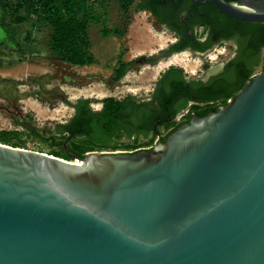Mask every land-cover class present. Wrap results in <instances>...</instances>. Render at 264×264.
I'll use <instances>...</instances> for the list:
<instances>
[{"label":"water","instance_id":"water-1","mask_svg":"<svg viewBox=\"0 0 264 264\" xmlns=\"http://www.w3.org/2000/svg\"><path fill=\"white\" fill-rule=\"evenodd\" d=\"M208 3L264 24V0ZM262 58L226 106L151 147L74 163L0 143V264H264Z\"/></svg>","mask_w":264,"mask_h":264},{"label":"trees","instance_id":"trees-1","mask_svg":"<svg viewBox=\"0 0 264 264\" xmlns=\"http://www.w3.org/2000/svg\"><path fill=\"white\" fill-rule=\"evenodd\" d=\"M135 2L136 0H0V60L21 55L22 45L17 27L30 25L33 31L49 30L48 48L54 60L79 67L93 65L96 63V57L92 50L91 26L102 25L101 32L105 37L122 36L130 25L132 10H136ZM112 3L119 4L122 18L119 25L108 28L106 21ZM228 18L248 28L247 32L252 35L254 46L260 50L258 59L252 63L251 68L240 69L241 73L235 83L230 84L223 76L211 78L207 84L192 81L198 87L196 94L200 101L197 102L207 103L208 108L202 109L198 104L193 105L190 117H204L226 106L227 101L251 81L257 68L262 65L264 24ZM28 38L27 34L25 39ZM184 48L186 47L180 43H175L171 50L180 51ZM135 62L119 60L113 81L122 80ZM230 65L227 67V73L233 72ZM192 92L191 85L188 87L184 79V71L172 67L162 75L148 99H138L134 96L123 99L108 97L103 100L99 111L93 110L89 99H80L73 105L75 112L72 118L55 126L53 132L60 135L62 140L53 145L58 147L60 152L50 155L74 161L70 154L84 158L92 151H134L142 147L139 146L142 139H148L144 143L148 144L146 147L153 146L158 137L166 141L179 127L189 123L188 116L182 121L177 122L176 119L193 100ZM181 99H184V103L174 109L176 101ZM162 130H166V134H163ZM32 132L37 136L35 131ZM19 135L17 131L2 130L0 143L26 149V146L15 141ZM122 139L134 142L130 145L126 140L122 142Z\"/></svg>","mask_w":264,"mask_h":264},{"label":"rangeland","instance_id":"rangeland-1","mask_svg":"<svg viewBox=\"0 0 264 264\" xmlns=\"http://www.w3.org/2000/svg\"><path fill=\"white\" fill-rule=\"evenodd\" d=\"M131 15L130 25L122 36L105 37L102 25L91 26L96 63L84 67L52 58L48 29L33 31L30 25L17 27L21 55L0 60V131L20 133L15 141L26 149L56 154L60 151L53 144L62 139L53 132L54 128L74 115L73 105L78 100L89 99L93 109H101L108 97H149L155 90V82L168 69L181 68L186 77L197 79L214 65L224 64L234 51L232 45L223 44L203 55L176 51L156 58L176 41L175 35L157 30L145 12L132 10ZM121 18L119 4L112 3L106 27L119 25ZM27 34L29 38L25 39ZM119 60L136 62L122 80L115 82L114 71Z\"/></svg>","mask_w":264,"mask_h":264},{"label":"flooded vegetation","instance_id":"flooded-vegetation-1","mask_svg":"<svg viewBox=\"0 0 264 264\" xmlns=\"http://www.w3.org/2000/svg\"><path fill=\"white\" fill-rule=\"evenodd\" d=\"M201 1L136 0L134 7L137 11L145 12L154 21L155 25H159L175 35L176 43H180L183 47H186L183 50L177 51L178 53L190 51L192 53L205 54L214 47L223 44L226 46L232 45L234 51L230 58L219 68H222V71L211 78L223 76L226 77L230 84L235 83L241 73L240 69L244 67L251 68L252 63L258 59L260 50L254 46L252 35L247 32V27L240 25L236 20H230L228 17L231 16L221 12L215 4L208 3L207 5H202ZM254 50L256 53L253 54ZM229 64H231L230 66L233 69L231 73L226 72ZM184 79L188 87L191 85L193 100L189 102L187 109L178 115L181 119L178 120L177 117V122L184 120L185 116H188L190 120L194 116H197H189L193 105L198 104L202 109L208 108L207 103L200 104L197 102L199 100L196 94L198 87L192 81H202L207 84L209 80L205 82L204 79L188 78L186 75H184ZM183 103L184 99L176 101L174 109L180 107ZM93 110L99 111L101 109ZM188 117L186 118L188 119ZM145 140L148 141V139ZM158 141H162V139L158 137Z\"/></svg>","mask_w":264,"mask_h":264},{"label":"bare ground","instance_id":"bare-ground-1","mask_svg":"<svg viewBox=\"0 0 264 264\" xmlns=\"http://www.w3.org/2000/svg\"><path fill=\"white\" fill-rule=\"evenodd\" d=\"M4 75H5V73H4ZM74 163H76V162L74 161Z\"/></svg>","mask_w":264,"mask_h":264}]
</instances>
